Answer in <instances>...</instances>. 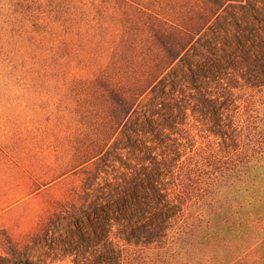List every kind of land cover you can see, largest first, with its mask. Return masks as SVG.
Masks as SVG:
<instances>
[{
	"label": "trees",
	"instance_id": "1",
	"mask_svg": "<svg viewBox=\"0 0 264 264\" xmlns=\"http://www.w3.org/2000/svg\"><path fill=\"white\" fill-rule=\"evenodd\" d=\"M100 2L136 13L151 53L89 72L106 98L73 168L83 204L0 264H264V0H191L183 18L172 0H0V77L79 54Z\"/></svg>",
	"mask_w": 264,
	"mask_h": 264
},
{
	"label": "rangeland",
	"instance_id": "2",
	"mask_svg": "<svg viewBox=\"0 0 264 264\" xmlns=\"http://www.w3.org/2000/svg\"><path fill=\"white\" fill-rule=\"evenodd\" d=\"M160 1L134 0L157 12ZM172 1L179 18L193 14L191 0ZM133 13L100 2L91 27L76 39L80 55L55 56L40 74L0 77V254L9 253L10 242L24 246L44 237L50 222L83 204L85 177L73 168L102 123L100 95L106 98L89 72L101 74L109 65L104 72L112 77L121 52L145 60L152 50ZM12 31L7 19L0 43ZM132 48H139L135 57Z\"/></svg>",
	"mask_w": 264,
	"mask_h": 264
}]
</instances>
